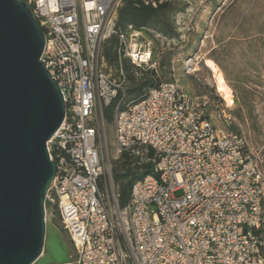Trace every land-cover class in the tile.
<instances>
[{
    "label": "built area",
    "instance_id": "2783aa9c",
    "mask_svg": "<svg viewBox=\"0 0 264 264\" xmlns=\"http://www.w3.org/2000/svg\"><path fill=\"white\" fill-rule=\"evenodd\" d=\"M19 1L44 33L41 61L65 104L64 119L47 142L56 171L44 221L58 220L71 263L264 264L261 161L230 116L222 111L217 120L176 81L122 108L123 73L112 77L102 56L105 42L116 36L122 57L153 69L150 43L136 41L148 36L164 45L175 38L148 27L118 29L121 0ZM143 2L156 7L154 0ZM119 94L116 155L152 154L143 160L149 173L134 183L124 208L113 188L102 115Z\"/></svg>",
    "mask_w": 264,
    "mask_h": 264
},
{
    "label": "water",
    "instance_id": "95a60500",
    "mask_svg": "<svg viewBox=\"0 0 264 264\" xmlns=\"http://www.w3.org/2000/svg\"><path fill=\"white\" fill-rule=\"evenodd\" d=\"M44 46L28 6L0 0V264H72L68 242L44 221L56 171L47 142L65 115Z\"/></svg>",
    "mask_w": 264,
    "mask_h": 264
},
{
    "label": "rangeland",
    "instance_id": "374dc122",
    "mask_svg": "<svg viewBox=\"0 0 264 264\" xmlns=\"http://www.w3.org/2000/svg\"><path fill=\"white\" fill-rule=\"evenodd\" d=\"M172 2L178 8L173 17V27L178 34L175 42L162 45L144 36L136 43H150L153 70L161 83L176 81L196 103H206V111L217 120L221 119L222 111L230 116L233 130L245 138L251 153L261 161L264 177V62L255 60L250 55L247 44L240 39L242 33L238 32V28L243 26L252 34L254 26L262 23L264 0H172ZM221 37L225 42L237 38L231 41L227 53L220 51L218 40ZM212 55L222 61L229 79L232 80L237 74L246 79L242 86L228 82L233 93V105L230 108L218 94L213 74L207 66V61L214 63L208 59ZM189 60L191 63H187ZM248 62H251L254 68L250 67ZM187 64H191V68L196 71L189 72ZM219 72L224 80L220 70ZM108 73L115 78L112 69H108ZM240 92L246 98V107L240 106L236 101V94L239 95ZM103 128L107 158L112 168L113 163L120 158L115 152L113 122L111 124L104 122ZM131 156L138 164H143L146 153L139 150V155ZM113 188L117 191L115 184ZM180 196L181 193L175 194V197ZM52 223L67 241L55 217L52 218Z\"/></svg>",
    "mask_w": 264,
    "mask_h": 264
},
{
    "label": "trees",
    "instance_id": "16d2710c",
    "mask_svg": "<svg viewBox=\"0 0 264 264\" xmlns=\"http://www.w3.org/2000/svg\"><path fill=\"white\" fill-rule=\"evenodd\" d=\"M156 7L145 5L143 0H121V4L117 9L116 27L125 29L132 25L135 28L148 27L152 28L168 38H176L173 27V17L177 13L178 8L173 5L172 0H166L158 3L160 0H154ZM238 32L242 33L240 39L247 44V50L250 55L256 60L264 62V20L261 24L254 26L252 34L248 33L243 26L238 28ZM237 38H231L225 42L221 37L218 40L220 51L227 53V47L232 44ZM215 54V52H213ZM102 56L106 63L107 69L115 72V78L119 77L120 71L124 76V96L122 97V108L132 101H137L144 97L150 89L157 88L160 84L159 78L153 69L141 70L133 66L128 59L122 57L118 53V38L110 37L103 46ZM208 59L212 60L221 71L225 82H234L237 86H242L246 80L240 75H236L232 80L228 78L222 61L212 55ZM250 67L254 68L251 62H248ZM166 83V82H165ZM230 87V85L228 84ZM231 88V87H230ZM233 88V87H232ZM232 90V89H231ZM234 92L236 91L233 89ZM103 108V120L106 124H111L114 118L115 104ZM236 101L240 106H247L246 98L243 94H236ZM151 157V152L146 154ZM151 169L150 164H138L137 161L129 154L123 153L120 158L112 165V179L117 188L118 204L121 208L129 205L131 189L134 183L140 180L144 175L148 174ZM54 221V220H53Z\"/></svg>",
    "mask_w": 264,
    "mask_h": 264
},
{
    "label": "bare ground",
    "instance_id": "6f19581e",
    "mask_svg": "<svg viewBox=\"0 0 264 264\" xmlns=\"http://www.w3.org/2000/svg\"><path fill=\"white\" fill-rule=\"evenodd\" d=\"M206 63H207L209 70L213 74L214 82H215L218 94H220L223 97L228 108L232 107L233 93H232L231 88L224 82L222 76L220 75L218 67L210 61H207Z\"/></svg>",
    "mask_w": 264,
    "mask_h": 264
}]
</instances>
